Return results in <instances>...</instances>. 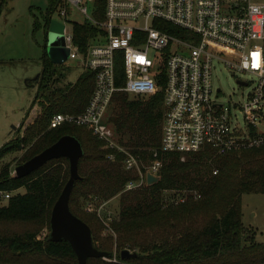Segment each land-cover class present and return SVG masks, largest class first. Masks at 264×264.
<instances>
[{
    "label": "trees",
    "instance_id": "1",
    "mask_svg": "<svg viewBox=\"0 0 264 264\" xmlns=\"http://www.w3.org/2000/svg\"><path fill=\"white\" fill-rule=\"evenodd\" d=\"M96 3L103 13L105 0ZM60 5V0H49L48 9L41 14L43 22L35 16L33 29L47 31ZM162 29L189 38L187 31L174 25ZM95 30L87 21L73 23L74 41L83 52ZM61 76L43 46L42 70L35 80L38 89L32 102L33 106L39 101L40 112L23 134L0 147V162L23 150L19 162L23 163L64 135L79 140L83 148L80 178L70 195V209L90 226L94 246L109 253L107 259L89 257L86 264H264V243L255 240L242 220V195L264 193V146L221 155L208 147L185 154L163 151V93L117 92L109 121L119 146L137 158L143 173L155 158L162 161L156 183L126 190L129 181L141 177L138 170L125 169L124 151L104 147L83 125L50 127L56 113H81L94 89V73L89 70L60 86ZM110 153L115 154L114 159H109ZM69 176L66 157L51 159L20 177L12 174L9 164L0 168V189L12 192L0 204V264H79L68 241H54L50 235L38 238L43 227L50 230L52 207ZM21 188L25 192H17ZM168 192L181 198L168 202ZM115 196H119V213L109 224L97 208L86 211L80 206V201L90 200L98 207ZM124 249L137 256L121 258Z\"/></svg>",
    "mask_w": 264,
    "mask_h": 264
},
{
    "label": "built area",
    "instance_id": "2",
    "mask_svg": "<svg viewBox=\"0 0 264 264\" xmlns=\"http://www.w3.org/2000/svg\"><path fill=\"white\" fill-rule=\"evenodd\" d=\"M60 1L52 19L64 24L68 58L93 72L95 84L81 113H56L50 127L83 125L104 147L124 151L125 169L138 170L141 177L129 181L126 190L147 184V174L158 175L162 161L155 158L143 173L137 158L119 146L109 121L117 92L163 93V151L185 154L208 147L221 155L264 146V129L259 127L264 125V0H105L103 13L96 0ZM72 12L82 19L70 21L68 30ZM80 21L96 28L84 52L73 36V23ZM168 24L187 31L189 38L163 30ZM219 65L255 76L256 92L243 104L222 103L212 81ZM11 195L0 189V204Z\"/></svg>",
    "mask_w": 264,
    "mask_h": 264
},
{
    "label": "rangeland",
    "instance_id": "3",
    "mask_svg": "<svg viewBox=\"0 0 264 264\" xmlns=\"http://www.w3.org/2000/svg\"><path fill=\"white\" fill-rule=\"evenodd\" d=\"M2 12L0 14V147L8 140L24 133L26 126L33 122L39 113L40 106L36 103L32 108V116L27 115L32 101L37 93L38 83L35 82L37 75L42 70L43 46L47 40L55 39L57 35L45 31L44 28L33 29L35 16L43 22L41 17L49 6V0H0ZM82 17L72 12L67 21V29H71L72 20H81ZM60 41V39H59ZM66 43L64 34L61 35L59 44ZM56 74L62 75L61 82L64 85L74 82L82 71L74 59H67L62 64H54ZM32 80L27 85L26 80ZM249 80L248 85H241L239 80ZM214 93L224 104H243L249 96L256 92L258 79L249 73H236L219 65L214 71L213 77ZM217 88H221L217 92ZM36 110L34 111V109ZM111 108L109 109V115ZM26 115V116H25ZM238 120L243 124L241 111H236ZM25 117V118H24ZM29 118V119H28ZM264 124V120H263ZM13 126H15L13 128ZM264 129V125L259 126ZM20 152L5 156L0 162V168L5 164L10 165L12 174L15 167L21 163ZM137 182V181H136ZM17 192H25L24 188ZM186 193V192H185ZM168 202L181 198L177 194L168 192L165 194ZM184 198V196H182ZM91 203V204H90ZM91 206L90 210L88 206ZM82 210L94 211L103 217L105 224H109L119 213V196L109 199L106 203L97 206L94 201H80ZM242 220L244 227L254 232L255 240L264 243V193H245L242 195ZM107 218V219H106ZM47 227H43L38 238L50 235ZM116 251V250H114ZM131 251V250H130ZM132 252V251H131ZM113 258L112 260L114 261Z\"/></svg>",
    "mask_w": 264,
    "mask_h": 264
},
{
    "label": "water",
    "instance_id": "4",
    "mask_svg": "<svg viewBox=\"0 0 264 264\" xmlns=\"http://www.w3.org/2000/svg\"><path fill=\"white\" fill-rule=\"evenodd\" d=\"M63 30V23L56 19L50 21L47 31L55 33L57 37L47 40L44 47L49 59L54 64H62L68 59L69 50L59 44ZM39 76L38 74L35 80H37ZM238 82L242 85H247L246 82L240 80ZM14 127L15 126H13V128ZM82 155L83 148L79 140L72 135H64L40 153L17 165L13 175L20 177L30 174L51 159L66 157L69 160V179L51 210L50 239L54 241H68L77 256L79 264H86L89 257L107 259L109 253L99 250L94 246L90 226L76 216L70 209V195L75 181L80 178L78 165ZM158 180L159 175H154L152 173L147 174L148 185H152ZM131 256H137V252H131L128 249L121 251V258L124 259Z\"/></svg>",
    "mask_w": 264,
    "mask_h": 264
},
{
    "label": "crops",
    "instance_id": "5",
    "mask_svg": "<svg viewBox=\"0 0 264 264\" xmlns=\"http://www.w3.org/2000/svg\"><path fill=\"white\" fill-rule=\"evenodd\" d=\"M83 71H84V70H83V68H82L81 73H82ZM81 73H80V74H81ZM27 80H28V79H27ZM27 80H26V81H27ZM34 98H35V97H34ZM33 100H34V99H33ZM32 102H33V101H32ZM36 103L39 104V101H37ZM36 103H35V105H36ZM39 106H40V105H39ZM32 108H33V106H32V104H31L29 110L27 111V115H28L29 118H30V116H32L31 113H33V112H32ZM36 108H37V107H35L34 111L36 110ZM39 112H40V109H39ZM37 115H38V114H37ZM25 116H26V115H25ZM24 118H25V117H24ZM29 118H28V119H29ZM33 120H34V119H33ZM31 122H32V121H31Z\"/></svg>",
    "mask_w": 264,
    "mask_h": 264
},
{
    "label": "flooded vegetation",
    "instance_id": "6",
    "mask_svg": "<svg viewBox=\"0 0 264 264\" xmlns=\"http://www.w3.org/2000/svg\"><path fill=\"white\" fill-rule=\"evenodd\" d=\"M39 75H40V73H39ZM35 80V79H34Z\"/></svg>",
    "mask_w": 264,
    "mask_h": 264
}]
</instances>
